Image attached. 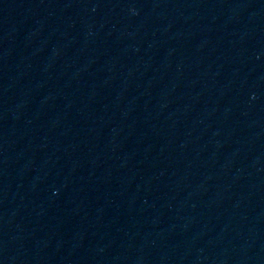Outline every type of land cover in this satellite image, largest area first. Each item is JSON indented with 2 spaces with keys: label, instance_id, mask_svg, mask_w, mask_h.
<instances>
[{
  "label": "water",
  "instance_id": "1",
  "mask_svg": "<svg viewBox=\"0 0 264 264\" xmlns=\"http://www.w3.org/2000/svg\"><path fill=\"white\" fill-rule=\"evenodd\" d=\"M0 264H264V0H0Z\"/></svg>",
  "mask_w": 264,
  "mask_h": 264
}]
</instances>
